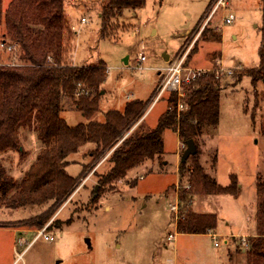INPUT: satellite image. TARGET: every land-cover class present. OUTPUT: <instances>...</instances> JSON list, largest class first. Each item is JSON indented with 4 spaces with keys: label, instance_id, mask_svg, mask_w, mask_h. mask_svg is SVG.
<instances>
[{
    "label": "rangeland",
    "instance_id": "rangeland-1",
    "mask_svg": "<svg viewBox=\"0 0 264 264\" xmlns=\"http://www.w3.org/2000/svg\"><path fill=\"white\" fill-rule=\"evenodd\" d=\"M11 1L3 0V8ZM106 1L65 0L72 36H67L64 54H70L74 65L94 66L101 60L108 67L96 121L102 122L109 111L123 112L127 103L140 100L145 104L144 125L156 128L169 106L168 94L156 100L161 80L158 72L189 49L185 62L189 71L223 72L220 121L200 139L198 161L222 186H229L231 176L236 175L239 193L197 194L192 205L197 213L217 215L214 234L221 247H215L210 234H184L176 228L170 205L176 203L179 188L190 185L191 174L186 172L182 178L177 172L174 159L177 153L182 158L186 146L181 141V152L178 134L169 129L163 135L166 170H160L159 161L147 162L131 171L116 189L103 192L98 202H92L98 182L95 171L102 170L110 153L97 165L89 156L91 145L70 155L69 175L78 177L85 165L90 167L69 199L51 217L48 213L44 227L40 221L47 217L49 204L11 209L0 201V264H246L244 240L248 243L250 236L257 234L256 182L258 176L264 180V81L254 87L250 77L239 81L234 75L242 68L259 65L261 1L229 0L209 18L216 0H147L142 8L126 10L110 37L101 39L100 14ZM231 15L233 21L225 24L224 19ZM206 26L220 39L202 35ZM5 32L0 25V45ZM19 53L16 47L8 51L0 46V64H21ZM141 55L146 57L142 63L138 61ZM229 70L233 74L227 75ZM62 117L72 127L87 123L71 108L65 109ZM21 140L23 156L19 152L0 154L8 175L18 182L43 148L34 130H23ZM134 179L137 184L130 187L128 183ZM44 229L45 234L37 237ZM170 235L175 236L171 242Z\"/></svg>",
    "mask_w": 264,
    "mask_h": 264
},
{
    "label": "trees",
    "instance_id": "trees-1",
    "mask_svg": "<svg viewBox=\"0 0 264 264\" xmlns=\"http://www.w3.org/2000/svg\"><path fill=\"white\" fill-rule=\"evenodd\" d=\"M146 1L107 0L103 3L100 38H109L117 19L125 11L142 8ZM260 1L263 18L259 65L249 70L242 68L234 75L239 81L244 76L250 77L254 87L264 81V0ZM0 25L6 29L4 43L19 49L21 61L16 65L0 64V154H25L21 140L23 130L36 131L43 145L36 162L19 182L8 175L0 161V201L11 209L49 204L47 217L40 221L44 227L47 219L79 187V179L90 167V164L85 165L78 177L69 175L67 158L70 155L91 145L89 156L92 164L97 165L110 153L105 161L107 165L95 171L98 182L92 202H98L103 192L116 189L131 171L147 162L159 161L160 170H166L163 135L171 129L184 144L193 140L197 147V153L186 162L181 160L179 166L182 178L186 172H190L191 177L190 190L180 187L177 229L191 235L214 232L217 215L195 212L192 209L194 197L239 193L236 175L231 176L229 186H222L205 173L198 161L200 139L220 121L222 85L215 70L200 74L184 86L182 103L186 109L180 113L177 94H170L168 109L160 116L156 128L144 125L145 104L140 100L127 103L123 112L105 113L100 122L94 118L101 111L108 67L101 60L94 66L71 65L65 61L64 46L70 35L65 0H12L7 9L0 0ZM213 32L206 26L202 35L220 39ZM69 108L80 112L87 123L69 126L62 117L63 111ZM136 184V179L128 183L130 187ZM256 193L257 234L248 240L246 264H264V180L260 176Z\"/></svg>",
    "mask_w": 264,
    "mask_h": 264
},
{
    "label": "built area",
    "instance_id": "built-area-1",
    "mask_svg": "<svg viewBox=\"0 0 264 264\" xmlns=\"http://www.w3.org/2000/svg\"><path fill=\"white\" fill-rule=\"evenodd\" d=\"M229 4V0H216L214 7L210 13L209 18L214 15L217 10L220 7H226ZM208 18V19H209ZM234 19V16H229L228 18L224 19V23L225 24H230ZM82 22H86V19L83 18ZM75 30V28H73ZM1 47H6V50L8 51H12L15 47L11 46V45H7L4 42L1 43L0 45ZM190 49L185 52L181 57L179 58H175L171 61H169L168 63V67H166V69H164L161 72V80H160V84L158 86V90H157V95H156V100H158L160 97L164 96V94H172V93H176L177 94V98H178V112L180 113L181 111H183L184 109H186V107H184V104L182 103V100L185 98V92H184V86L191 83L192 81H194L200 74L199 73H194L192 71H189L186 66H185V62L187 59L188 54L190 53ZM146 60L145 55H141L138 57V61L140 63L144 62ZM217 73V78L220 79V75H223L222 71H216ZM227 75H231L233 74V72L231 70L226 72ZM186 190H190V185L185 187ZM180 191V188H179ZM179 191L177 193V201L175 204L170 205V209L173 213H175L176 216V228H177V223H178V219H179ZM46 229L39 231L37 234V237H41L45 234ZM210 235L213 237L214 240V244L216 248L221 247L220 244V238L214 234V232H211ZM175 236L170 235L168 240L171 242L174 239ZM46 240H53V237H49V236H45ZM225 243L228 244L230 243L228 239H225ZM244 245L247 246L248 249V243L246 242V240H244Z\"/></svg>",
    "mask_w": 264,
    "mask_h": 264
},
{
    "label": "crops",
    "instance_id": "crops-1",
    "mask_svg": "<svg viewBox=\"0 0 264 264\" xmlns=\"http://www.w3.org/2000/svg\"><path fill=\"white\" fill-rule=\"evenodd\" d=\"M100 17H101V15H100ZM67 19V18H66ZM68 22V21H67ZM69 25H70V22H69ZM73 28V27H72ZM72 35L70 34L69 35V37H71ZM73 38H74V35H73ZM233 38L234 39H236L237 38V36L236 35H234L233 36ZM73 39H71V41H72ZM68 39L65 41V46H64V48H66V44L68 43ZM71 45V44H70ZM71 47H72V45H71ZM71 55H73V54H71ZM64 59H65V61L68 63V64H71V65H74V63H72V62H70L69 61V59H70V54H69V56H68V54H64ZM169 59V57L167 56L166 57V60H168ZM76 65V64H75ZM78 65V64H77ZM107 65V64H106ZM158 75H161V72H158ZM180 144H181V148H180V151L182 152V148H183V145H182V142H181V140H180ZM178 152H179V150H178ZM180 158H181V153H177V155H176V157H175V159H174V161H175V166H176V168H177V172L179 171V166H180V163H181V161H180ZM179 161H180V163H179ZM165 164H167V163H165ZM204 213V212H203ZM11 231V230H10ZM13 232H16V230H12ZM30 231V230H29ZM31 232V231H30Z\"/></svg>",
    "mask_w": 264,
    "mask_h": 264
},
{
    "label": "water",
    "instance_id": "water-1",
    "mask_svg": "<svg viewBox=\"0 0 264 264\" xmlns=\"http://www.w3.org/2000/svg\"><path fill=\"white\" fill-rule=\"evenodd\" d=\"M186 149L182 155V162H186L191 156H194L197 153V147L193 140H189L185 144Z\"/></svg>",
    "mask_w": 264,
    "mask_h": 264
}]
</instances>
